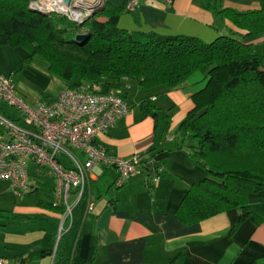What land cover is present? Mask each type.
<instances>
[{
    "label": "crops",
    "instance_id": "0c3cea01",
    "mask_svg": "<svg viewBox=\"0 0 264 264\" xmlns=\"http://www.w3.org/2000/svg\"><path fill=\"white\" fill-rule=\"evenodd\" d=\"M128 1L105 0V3L124 7ZM138 3L134 11L126 8L120 14V27L142 37L151 33L183 35L205 43L234 32L242 35L218 9L244 11L260 7L259 0H138ZM241 39L257 50L264 49V33ZM27 56L23 47L0 46V76L11 77L30 104L38 100L54 101L66 87L64 81L50 75L47 64H40L36 56L26 62ZM205 85L204 76L197 72L178 88L161 86L153 90L150 100L157 106L156 121L151 115H143L141 100L145 94L136 81H128L121 93L130 105V112L99 135L97 143L106 146L111 154L137 157L143 173L130 176L116 187L117 168L103 163L97 166L88 187V193L95 197L94 208L88 210L85 198L78 204L75 223L63 235L54 256L62 219V213L51 206L56 183H45L43 172L32 167L31 186L35 187L29 192L41 190L52 199L38 200L24 194L18 201L16 215L3 209L0 256L7 259V264H264L263 200H252L253 216L234 232L226 212L190 225L176 217V210L191 186L207 176L192 157L198 139L178 131L194 107L193 96ZM46 95L49 98L45 100ZM4 104L0 102V113L21 120L16 111ZM163 108L169 112L162 115ZM76 199L73 193L70 200Z\"/></svg>",
    "mask_w": 264,
    "mask_h": 264
},
{
    "label": "trees",
    "instance_id": "16d2710c",
    "mask_svg": "<svg viewBox=\"0 0 264 264\" xmlns=\"http://www.w3.org/2000/svg\"><path fill=\"white\" fill-rule=\"evenodd\" d=\"M30 1L0 0V46L23 47L28 63L39 56L49 74L68 88L87 91L99 86L105 92H122L134 80L145 94L143 115L157 121V106L150 100L153 90L178 88L201 73L206 85L193 96L194 107L178 131L198 139L192 157L207 176L191 186L176 217L190 225L226 212L234 232L253 216L252 200L264 201V52L241 37L264 33V0L257 9H218L242 35H221L209 43L183 35L142 37L124 29L119 18L126 5L105 4L95 16L78 23L61 13L28 8ZM81 30L87 36L77 40ZM39 31L46 34L47 43H39ZM51 206L63 212L62 207Z\"/></svg>",
    "mask_w": 264,
    "mask_h": 264
},
{
    "label": "built area",
    "instance_id": "2783aa9c",
    "mask_svg": "<svg viewBox=\"0 0 264 264\" xmlns=\"http://www.w3.org/2000/svg\"><path fill=\"white\" fill-rule=\"evenodd\" d=\"M90 0H36L31 7L46 13L55 12L81 23L87 11L74 9L79 2ZM104 1V0H101ZM138 0H129L126 8L134 11ZM17 109L21 120L0 113V180L11 183L16 196L31 189V168L47 171L55 180L54 205L62 207V219L53 255L63 235L75 223V208L85 198L88 210L94 208L95 197L88 193L90 176L100 164L118 170L115 186H122L132 175L143 173L137 157L124 158L111 154L97 143L99 135L112 129L130 112V105L120 90L102 91L99 86L80 91L64 87L52 101L38 100L30 104L18 92L11 77L0 76V102ZM65 158V159H63ZM158 177L153 178L156 182ZM75 193L77 199L69 203ZM0 264L7 259L0 256Z\"/></svg>",
    "mask_w": 264,
    "mask_h": 264
},
{
    "label": "rangeland",
    "instance_id": "374dc122",
    "mask_svg": "<svg viewBox=\"0 0 264 264\" xmlns=\"http://www.w3.org/2000/svg\"><path fill=\"white\" fill-rule=\"evenodd\" d=\"M33 1H36V0H31L28 4V8H31V2ZM220 3V1H219ZM258 8V7H257ZM36 11V10H35ZM41 13H44V14H48L50 15L51 13H54V14H60V13H55V12H49V13H46L45 11H40ZM62 15V14H61ZM87 33L86 30H81L78 32V35L79 34H85ZM77 37V36H76ZM37 38H38V41L39 43H47V37H46V34L43 33L42 31H39L37 33ZM50 49V48H49ZM259 50H264L263 48H259ZM37 59V61L40 63V64H43L45 65V62L39 57V56H36L35 57ZM48 97V95H46L44 97V99L46 100ZM6 103V102H4ZM6 107H8L9 109H11L12 111H16L17 114L20 115V113L17 111V109H15L14 107L8 105L7 103L4 104ZM8 105V106H7ZM167 112H169V110L167 108H163L162 110V115L166 114ZM164 117V116H163ZM193 137V136H192ZM65 159V158H63ZM66 160V159H65ZM34 170V168H33ZM42 171H44L43 176V179L45 181V183L47 184H50V185H55V180L53 179L52 176H50L46 170L44 169H41ZM40 171V170H38ZM39 173H42V172H39ZM24 194H27V197H31V198H35V199H47V200H51L52 199V196L43 192V191H38V192H32L30 193L29 191L26 192V193H23L21 196H16L13 192V189H12V186H11V183L8 182V181H4V182H1L0 181V222L2 220V215L4 214V210H8L10 213L16 215V207H17V204H18V201L19 199L24 195ZM56 198V197H55ZM73 201H69V203H72ZM4 209V210H3Z\"/></svg>",
    "mask_w": 264,
    "mask_h": 264
},
{
    "label": "water",
    "instance_id": "95a60500",
    "mask_svg": "<svg viewBox=\"0 0 264 264\" xmlns=\"http://www.w3.org/2000/svg\"><path fill=\"white\" fill-rule=\"evenodd\" d=\"M64 2L69 5L71 3V0H64ZM105 0H90V1H84L79 2L78 4H75L73 6L74 9H83L87 11L86 19L91 18L95 16L98 12L102 11L105 7ZM87 34H79L77 35V40H82L86 38ZM206 109H203L199 112V115L204 114Z\"/></svg>",
    "mask_w": 264,
    "mask_h": 264
}]
</instances>
